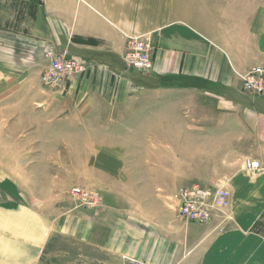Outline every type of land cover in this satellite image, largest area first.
Instances as JSON below:
<instances>
[{
  "label": "crops",
  "instance_id": "0c3cea01",
  "mask_svg": "<svg viewBox=\"0 0 264 264\" xmlns=\"http://www.w3.org/2000/svg\"><path fill=\"white\" fill-rule=\"evenodd\" d=\"M30 3L28 34L0 30V65L43 70L49 50L91 65L57 96L62 124L77 128L76 141L57 143L77 145L75 185L100 192L103 206L53 189L43 202L0 207V264L53 255L65 264H264V96L238 75L264 66V0ZM139 35L155 50L149 72L124 65L128 37ZM40 91L53 112L54 95ZM195 183L227 188V222L180 217L178 189Z\"/></svg>",
  "mask_w": 264,
  "mask_h": 264
},
{
  "label": "rangeland",
  "instance_id": "374dc122",
  "mask_svg": "<svg viewBox=\"0 0 264 264\" xmlns=\"http://www.w3.org/2000/svg\"><path fill=\"white\" fill-rule=\"evenodd\" d=\"M30 2L35 0H0V30L28 34L29 30L33 29L30 26L31 20H36L33 9L35 5ZM139 36L150 42L148 35ZM150 47L153 51L152 71L155 67V50L151 42ZM49 52L56 56L65 54L69 60H75L77 63L71 66V76L64 81L56 80L55 85L47 82L44 76L51 63L50 55L49 63L43 70L39 67L43 64H39L38 69L28 64L0 65V207L29 204L30 200L31 203L43 202L44 200L39 198L44 196L43 194L51 193L53 189L63 200H74L71 190L78 181L74 176L77 170L78 148L76 144L66 145L57 142L70 140L60 138L64 135H69L72 137L71 141H76L77 128L73 121L71 123L65 121L62 124V121L67 120V114L56 112L57 108L64 105L62 97L57 96H63L70 79L75 75L85 74L91 65L86 60L68 55L66 52L49 50L48 54ZM124 65L130 68L126 63ZM138 73L142 75L141 71ZM149 82L150 85H156L157 79H150ZM40 90H46V94L48 92L54 95L52 105L55 108L53 112L48 113L49 115L43 110L46 103L41 104L38 98ZM54 156L55 158L51 159ZM64 167L69 173L63 172ZM260 230L264 233V219ZM74 261L78 264L77 259ZM67 262L63 261L61 256L53 255L45 256L40 264Z\"/></svg>",
  "mask_w": 264,
  "mask_h": 264
},
{
  "label": "built area",
  "instance_id": "2783aa9c",
  "mask_svg": "<svg viewBox=\"0 0 264 264\" xmlns=\"http://www.w3.org/2000/svg\"><path fill=\"white\" fill-rule=\"evenodd\" d=\"M152 52L149 40L142 39L140 36H129L123 58L129 67L149 72L152 67ZM49 55L51 63L44 76L47 82L55 85L56 80L64 81L65 78H69L72 71L71 66L77 63L75 60H69L65 54L56 56L53 52H49ZM238 75L248 93L264 96V66H254L245 73L238 72ZM247 165L250 170L254 171L261 168L258 160H251ZM71 195L77 206L94 209L103 206L102 195L98 191L75 186L71 190ZM178 197L180 201L179 215L186 222L208 223L216 213L223 215L221 224L230 218V215L226 213L231 203L230 192L225 187L209 190L203 185L195 183L179 187ZM124 264L150 263L130 258Z\"/></svg>",
  "mask_w": 264,
  "mask_h": 264
}]
</instances>
